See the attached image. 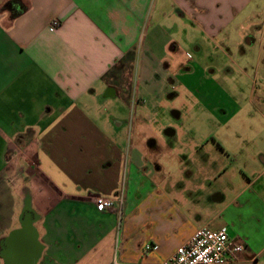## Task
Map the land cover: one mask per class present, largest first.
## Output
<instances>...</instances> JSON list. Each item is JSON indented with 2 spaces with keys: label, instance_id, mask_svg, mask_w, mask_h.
<instances>
[{
  "label": "crops",
  "instance_id": "obj_1",
  "mask_svg": "<svg viewBox=\"0 0 264 264\" xmlns=\"http://www.w3.org/2000/svg\"><path fill=\"white\" fill-rule=\"evenodd\" d=\"M22 2L14 19L0 10V264H161L202 227L244 244L232 264H264V129L204 136L179 152L202 176L173 179L128 113L187 93L234 115L219 75L253 68L264 0ZM120 193V219L95 207Z\"/></svg>",
  "mask_w": 264,
  "mask_h": 264
},
{
  "label": "rangeland",
  "instance_id": "obj_2",
  "mask_svg": "<svg viewBox=\"0 0 264 264\" xmlns=\"http://www.w3.org/2000/svg\"><path fill=\"white\" fill-rule=\"evenodd\" d=\"M259 47L261 48H253V53L249 57L253 68L239 71L234 66H230L232 72L226 73L228 75L225 72L219 75L218 82L228 94H235V91H230L228 84L237 87L238 90L236 99L240 107L227 119L223 118L224 115L218 109L203 110L187 93H179L181 97L177 99L170 96L160 102L151 100L143 106H137L135 111L131 109V112H128L131 120L134 115L144 117L145 120L140 125L130 126L132 127L130 137L132 136V142L144 151L149 161L163 166V177L168 173L173 179H183L185 177L183 170L187 167L191 169V167L184 158H181L179 152L187 147L205 143L208 139L204 136L224 130L264 129V123L259 121L257 114L264 113V104L260 102V98L264 99V42ZM260 51L262 54L256 57L255 54ZM240 60L246 61V59ZM256 63H258L257 67ZM254 83H257V87H253ZM251 120L254 123H251ZM126 123V121L123 123L125 140L129 132ZM168 129H173L176 132L175 135H166L165 132ZM177 167L180 169L175 170ZM191 170L193 177L202 176V171L198 167H193Z\"/></svg>",
  "mask_w": 264,
  "mask_h": 264
},
{
  "label": "built area",
  "instance_id": "obj_3",
  "mask_svg": "<svg viewBox=\"0 0 264 264\" xmlns=\"http://www.w3.org/2000/svg\"><path fill=\"white\" fill-rule=\"evenodd\" d=\"M93 202L99 211L115 209L120 219L124 203L122 193L113 198L95 196ZM151 248L150 245L145 246L147 251ZM244 251L242 242L229 239L226 227L216 231L202 227L161 264H232L237 262Z\"/></svg>",
  "mask_w": 264,
  "mask_h": 264
},
{
  "label": "trees",
  "instance_id": "obj_4",
  "mask_svg": "<svg viewBox=\"0 0 264 264\" xmlns=\"http://www.w3.org/2000/svg\"><path fill=\"white\" fill-rule=\"evenodd\" d=\"M1 11L8 12L12 19L19 16L26 10L25 4L22 0H7L1 7Z\"/></svg>",
  "mask_w": 264,
  "mask_h": 264
},
{
  "label": "water",
  "instance_id": "obj_5",
  "mask_svg": "<svg viewBox=\"0 0 264 264\" xmlns=\"http://www.w3.org/2000/svg\"><path fill=\"white\" fill-rule=\"evenodd\" d=\"M21 236L20 231H15L10 234V239L17 241V239Z\"/></svg>",
  "mask_w": 264,
  "mask_h": 264
}]
</instances>
